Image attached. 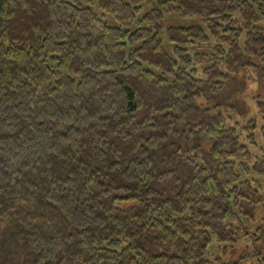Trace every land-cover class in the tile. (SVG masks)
Returning a JSON list of instances; mask_svg holds the SVG:
<instances>
[{
	"label": "trees",
	"instance_id": "trees-1",
	"mask_svg": "<svg viewBox=\"0 0 264 264\" xmlns=\"http://www.w3.org/2000/svg\"><path fill=\"white\" fill-rule=\"evenodd\" d=\"M260 21L264 0H0V264H208L247 234Z\"/></svg>",
	"mask_w": 264,
	"mask_h": 264
},
{
	"label": "rangeland",
	"instance_id": "rangeland-1",
	"mask_svg": "<svg viewBox=\"0 0 264 264\" xmlns=\"http://www.w3.org/2000/svg\"><path fill=\"white\" fill-rule=\"evenodd\" d=\"M141 7V14H144L150 9L145 5ZM99 15H101V13H99ZM104 17L109 20L107 21L103 18L105 21L112 25L119 26L117 22L112 21L107 15ZM259 25L264 28V21H260ZM172 26L204 27V23L203 20L199 18L181 19L173 15H166L163 23L164 30ZM164 44L166 49L170 52V44H168L166 40H164ZM208 50L209 46H192L189 48V53L190 55H193L195 53H205ZM256 62H258V60ZM258 63L264 66V61L259 60ZM209 64L210 62L198 64L196 68L200 71L203 67ZM260 73L261 75H259V72L256 70H250L245 74L247 78V85L240 102L242 106H248L250 108V112L243 118H239L237 116L235 117V120H237L240 125H244L250 118L253 117L257 119L259 123L258 127L264 122L256 113L254 101L255 98L264 100V76L262 75V72ZM257 142L260 144L259 139H257ZM250 149L254 156L262 157L264 159V154L258 151V149L253 148V146H251ZM252 178L256 180L254 185L258 188L262 201L254 206L253 218L245 223L247 234H243V232H241L237 242L233 245H228L225 248L219 245L213 238L209 246V253L207 256L208 264H264V242L258 247H253L251 243L252 236L254 234H259L257 231L258 228H260L262 234H264V175L254 176Z\"/></svg>",
	"mask_w": 264,
	"mask_h": 264
}]
</instances>
